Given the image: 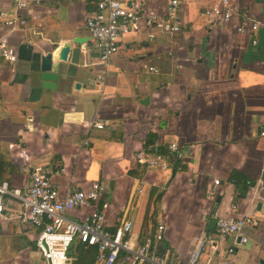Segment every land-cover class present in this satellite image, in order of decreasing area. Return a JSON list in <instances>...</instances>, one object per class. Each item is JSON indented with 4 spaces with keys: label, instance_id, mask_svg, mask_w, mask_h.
Returning <instances> with one entry per match:
<instances>
[{
    "label": "crops",
    "instance_id": "crops-1",
    "mask_svg": "<svg viewBox=\"0 0 264 264\" xmlns=\"http://www.w3.org/2000/svg\"><path fill=\"white\" fill-rule=\"evenodd\" d=\"M98 1L29 0L19 7L16 0H0V41L18 53L15 64L0 67V181L25 188L26 169L41 168L52 171L62 195L101 182L100 201L68 217L100 210L110 229L129 219L140 241L144 228L153 231L163 223L169 264H187L210 232L212 217L252 215L256 223L245 229L247 243L228 237L219 252L227 254L228 264H264V0L235 2L261 21L255 36L238 32V16L223 27L207 24L200 11L214 0H184L182 32L142 28L124 35L103 85L97 83L99 53L85 22ZM168 1L152 0L149 9L163 15ZM14 16L26 25L7 26ZM74 37L86 40L81 55L72 51L62 62L55 89L43 87L36 58ZM94 121L106 126L97 128ZM150 134L156 140L146 149ZM173 141L185 154L183 169L147 167L141 153L157 147L165 152ZM233 170L251 183L239 199L229 180ZM214 179L221 185L212 201ZM4 201L0 264H50L36 246L40 229L22 228L19 202L8 196ZM204 250L198 264L220 260L209 247ZM70 251L74 264H100L95 247L75 242Z\"/></svg>",
    "mask_w": 264,
    "mask_h": 264
},
{
    "label": "built area",
    "instance_id": "built-area-1",
    "mask_svg": "<svg viewBox=\"0 0 264 264\" xmlns=\"http://www.w3.org/2000/svg\"><path fill=\"white\" fill-rule=\"evenodd\" d=\"M152 0H100L96 10L86 18L91 37L99 53L100 73L97 83L103 85L110 62L120 50L121 38L142 28L156 29L166 35L182 32L184 21L181 10L184 0H169L163 15L151 12L149 3ZM236 0H214L200 11V17L210 26L223 27L240 17L238 32L242 34L255 33L260 28L261 21L248 8H238ZM19 7H27L29 0H16ZM25 18L11 17L5 21L10 27L26 25ZM153 34L150 39L153 40ZM253 43H257L254 38ZM18 60L14 46L6 41H0V67L4 63L13 65ZM149 70L159 72L156 67ZM97 128H104L106 121H94ZM264 135V131L261 133ZM85 145L89 144L86 140ZM141 157L147 167L166 170L183 169L186 164L185 154L178 141L169 143L167 150L144 151ZM29 172V182L25 188L13 186L8 180L0 181V216L6 212L5 196L19 202V220L22 228L29 230L39 228L36 246L50 264H74L68 252L75 242L84 247L96 248V260L100 264H169L167 251H163L165 225L158 223L153 234L147 235L141 241L134 235V225L129 219H122L114 229L106 225L105 213L93 210L77 219L68 217L69 212L90 208L98 203L105 191L101 182H92L89 187L72 189L61 194L52 181V171L35 168L26 169ZM221 181L214 179L208 190V199L214 201L220 193ZM256 223L252 215L219 216L212 231L198 242L187 264H198L200 255L209 247L221 255L222 245L228 237L241 243H247L245 229ZM228 254L234 252V247L228 248ZM211 264H228L227 254Z\"/></svg>",
    "mask_w": 264,
    "mask_h": 264
},
{
    "label": "water",
    "instance_id": "water-1",
    "mask_svg": "<svg viewBox=\"0 0 264 264\" xmlns=\"http://www.w3.org/2000/svg\"><path fill=\"white\" fill-rule=\"evenodd\" d=\"M84 41L86 40L83 37H74L72 39V42L62 45L58 50H56L55 53V50L53 49L51 51H48L47 53L41 54L38 58H36L37 62L34 70L39 74L38 76L42 81L43 87L47 89L56 88L60 73L64 69L62 67V62L68 61V57L72 51L77 55H81V47ZM73 44H76V48L74 50L72 47ZM57 45L58 43L55 44V47H57ZM64 74L69 76L71 74V68H69ZM80 86V83L76 84L77 88H80ZM142 102L148 103L149 98H146L145 101L142 100ZM216 222L217 218L212 217L208 224L207 230L212 231L216 225Z\"/></svg>",
    "mask_w": 264,
    "mask_h": 264
},
{
    "label": "trees",
    "instance_id": "trees-1",
    "mask_svg": "<svg viewBox=\"0 0 264 264\" xmlns=\"http://www.w3.org/2000/svg\"><path fill=\"white\" fill-rule=\"evenodd\" d=\"M156 140V135L155 134H150L148 136V138L146 139L145 143H144V147L146 149H148L150 146L153 147L154 143ZM158 151H161V148L157 147ZM162 152V151H161ZM229 180L236 186V190H237V195H236V199L245 197L248 188L250 186V181L248 179V177H246L243 173H241L240 171L237 170H233L229 176ZM161 197V194H159L156 198L159 201ZM219 201V200H218ZM148 219V215L146 217V220ZM147 222V221H146ZM157 225V223L155 224V226ZM155 226H154V230H155ZM153 231H147L144 228V232L141 234V238H145L147 235L153 234ZM164 246H166V244L164 243ZM166 248L163 249V251H165Z\"/></svg>",
    "mask_w": 264,
    "mask_h": 264
},
{
    "label": "rangeland",
    "instance_id": "rangeland-1",
    "mask_svg": "<svg viewBox=\"0 0 264 264\" xmlns=\"http://www.w3.org/2000/svg\"><path fill=\"white\" fill-rule=\"evenodd\" d=\"M155 227H156V226H155ZM250 244H251V242L248 244V246H250ZM204 251H205V250H204ZM193 252H194V251H193ZM193 252H192V253H193ZM68 254H69V255H75V253H74V252H71V251H69ZM191 255H192V254H191ZM191 255H190V257H191Z\"/></svg>",
    "mask_w": 264,
    "mask_h": 264
}]
</instances>
